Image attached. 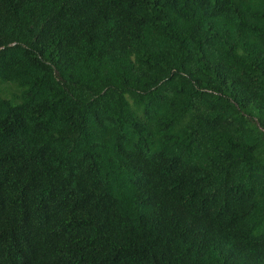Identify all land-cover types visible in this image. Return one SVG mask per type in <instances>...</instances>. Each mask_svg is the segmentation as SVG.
I'll return each instance as SVG.
<instances>
[{
    "label": "trees",
    "instance_id": "obj_1",
    "mask_svg": "<svg viewBox=\"0 0 264 264\" xmlns=\"http://www.w3.org/2000/svg\"><path fill=\"white\" fill-rule=\"evenodd\" d=\"M0 264H264V0H0Z\"/></svg>",
    "mask_w": 264,
    "mask_h": 264
},
{
    "label": "rangeland",
    "instance_id": "obj_2",
    "mask_svg": "<svg viewBox=\"0 0 264 264\" xmlns=\"http://www.w3.org/2000/svg\"><path fill=\"white\" fill-rule=\"evenodd\" d=\"M12 85H10V86H3V91H5L4 93H5V97H7V98H10L11 97V95L15 92V89L13 88L14 86H12Z\"/></svg>",
    "mask_w": 264,
    "mask_h": 264
}]
</instances>
